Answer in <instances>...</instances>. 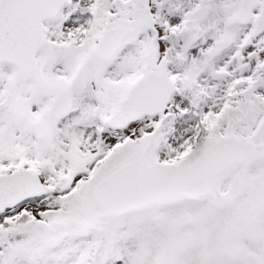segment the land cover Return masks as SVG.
I'll return each instance as SVG.
<instances>
[{
  "label": "snow or ice",
  "instance_id": "obj_1",
  "mask_svg": "<svg viewBox=\"0 0 264 264\" xmlns=\"http://www.w3.org/2000/svg\"><path fill=\"white\" fill-rule=\"evenodd\" d=\"M0 264H264V0H0Z\"/></svg>",
  "mask_w": 264,
  "mask_h": 264
}]
</instances>
